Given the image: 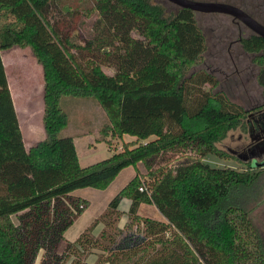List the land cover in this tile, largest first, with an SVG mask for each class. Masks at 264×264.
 Listing matches in <instances>:
<instances>
[{
    "label": "trees",
    "instance_id": "trees-1",
    "mask_svg": "<svg viewBox=\"0 0 264 264\" xmlns=\"http://www.w3.org/2000/svg\"><path fill=\"white\" fill-rule=\"evenodd\" d=\"M54 1L0 0V264H36L41 253L40 264H91L92 254L95 264H264V238L248 208L264 166L218 147L230 131H249L250 113L215 91L214 74L195 70L207 51L197 12L178 7L165 16L152 0H96L107 20L79 44L53 18ZM240 45L260 68L264 97V38L241 36ZM13 47L30 48L43 68L46 137L28 149L2 57ZM64 96L96 100L109 120L104 135L135 140L82 167L74 139L60 135L69 123ZM174 151L192 160L154 168L156 158ZM210 156L246 166H212L204 160ZM129 166L136 175L99 219L106 228L95 237L96 221L67 240L88 203L72 193L105 190ZM124 198L131 205L121 230ZM142 203L165 220L139 216Z\"/></svg>",
    "mask_w": 264,
    "mask_h": 264
},
{
    "label": "rangeland",
    "instance_id": "rangeland-1",
    "mask_svg": "<svg viewBox=\"0 0 264 264\" xmlns=\"http://www.w3.org/2000/svg\"><path fill=\"white\" fill-rule=\"evenodd\" d=\"M152 1L165 8V16H169L178 9V6L169 0ZM197 1L235 5L264 25V0ZM96 2V0H55L51 6V12L53 18L59 20L62 26L70 27L71 36L77 43L84 44L87 39L97 33L96 29L102 27L105 24L104 21L107 20L97 8ZM196 16L198 25L206 37L207 51L203 56L202 63L195 70H206L214 74L220 82L215 91H223L231 101L242 106L249 113L264 108L262 87L258 83L260 68L253 63V55L244 52L238 41L240 36L253 35V30L233 16L224 13L198 12ZM132 35L136 38L141 37L136 29L132 31ZM2 54L25 144L26 146L35 145L37 141L46 137L43 127V68L37 62L30 48L13 47ZM103 69L108 74L115 72L114 68L104 67ZM61 106L69 116V123L60 135L62 137L70 136L76 142L78 141V157L82 167L109 158L122 150L125 140H130L127 136L121 138L110 133L104 135L102 129L109 120L102 107L92 98L64 96ZM251 144L249 132L237 129L230 131L228 137L219 143L218 147L236 155ZM191 160V156L174 151L161 158H156L153 164L154 168L161 167L168 170ZM204 160L216 167L242 168L246 166L245 163L235 159L222 160L210 156ZM134 176L135 168L129 166L122 170L116 181L105 190L94 188L75 190L74 196H81L87 199L88 203L82 214L65 232V238L75 241L91 224L96 215L99 214V217L105 213L109 202ZM150 182L151 179L147 177L145 185L148 186ZM250 198L252 200H250L248 208L252 209L251 216L264 238V176L253 186ZM143 209L144 215L162 219L154 207L145 206ZM14 220L17 222L16 217ZM41 256L42 253L36 264H40ZM90 261L95 264L97 260L91 257Z\"/></svg>",
    "mask_w": 264,
    "mask_h": 264
},
{
    "label": "water",
    "instance_id": "water-1",
    "mask_svg": "<svg viewBox=\"0 0 264 264\" xmlns=\"http://www.w3.org/2000/svg\"><path fill=\"white\" fill-rule=\"evenodd\" d=\"M175 3L179 8H189L195 12L202 13H224L233 16L235 19L243 22L251 30L254 35L264 38V25L245 12L243 9L228 3L222 2H208L197 0H169ZM252 115L249 116L251 118ZM248 118L247 123L249 125V136L253 145L248 149V155L237 157L243 162L251 161L254 166L264 165V139H256L253 137V124L252 120Z\"/></svg>",
    "mask_w": 264,
    "mask_h": 264
},
{
    "label": "crops",
    "instance_id": "crops-1",
    "mask_svg": "<svg viewBox=\"0 0 264 264\" xmlns=\"http://www.w3.org/2000/svg\"><path fill=\"white\" fill-rule=\"evenodd\" d=\"M2 57H3V54H2ZM17 115H18V111H17ZM18 119H19V115H18ZM20 127H22L21 126V124H20ZM44 127V126H43ZM22 130V129H21ZM23 134V133H22ZM124 136H127V137H129L130 138V140L129 141H133V140H135V139H132V138H134V137H131V136H129V135H124ZM123 136V137H124ZM132 139V140H131ZM129 141H126L125 140V142H129ZM38 142V141H37ZM36 142V143H37ZM74 142H75V145H76V149H77V154H78V141L76 142V140H74ZM24 143H26L25 142V140H24ZM25 146H26V144H25ZM31 146H33V145H30V146H26V148L28 149V148H30ZM144 166V167H143ZM138 168L140 169V171L143 173V174H146L147 173V169L145 168V165L143 164V163H138ZM135 175H136V172H135ZM120 176V174L118 175V177ZM117 177V178H118ZM133 178V177H132ZM131 178V179H132ZM130 179V180H131ZM115 181H116V179H115ZM125 182V181H124ZM72 195L74 196V194L72 193ZM77 197H80V198H82V199H85V198H83V197H81V196H78L77 195ZM85 200H87V199H85ZM130 205H131V201L129 200V199H127V198H124L122 201H121V203L119 204V207H118V211L120 212V214H121V217L118 219V221H117V227L119 228V229H123L124 228V226H125V224L127 223V221H128V219H129V208H130ZM108 206H109V204H108ZM108 206H107V208H106V211H107V209H108ZM145 206H149V207H154V209H156L158 212H159V210L157 209V207L155 206V205H153V204H146V203H142L141 205H140V207H139V211H138V214H139V216H141V217H149V218H152V219H156V220H165V218L163 217V215L160 213V215L162 216V219L161 218H156V217H152V216H149V215H144L143 214V208L145 207ZM105 211V212H106ZM99 215V214H98ZM98 215H96L95 216V218H94V220L91 222V224L85 229V230H87L90 226H92L96 221H98L95 225V227H94V230H93V235L95 236V237H98L99 235H100V233L106 228V225H105V223H103L102 221H99V219L101 218V216H103V214L101 215V216H99L98 217ZM124 219H126V220H124ZM125 221V222H124ZM124 223V224H123ZM84 232V231H83ZM82 232V233H83ZM81 233V234H82ZM91 257H93V258H95V260H97V255L96 254H92V255H90L89 256V258H88V261L91 263V264H93L91 261H90V259H91Z\"/></svg>",
    "mask_w": 264,
    "mask_h": 264
},
{
    "label": "flooded vegetation",
    "instance_id": "flooded-vegetation-1",
    "mask_svg": "<svg viewBox=\"0 0 264 264\" xmlns=\"http://www.w3.org/2000/svg\"><path fill=\"white\" fill-rule=\"evenodd\" d=\"M254 35V34H253ZM241 36L239 37V42H240ZM252 115V124L254 127L253 128V137L256 139H264V108L259 109L258 111L256 110L255 112L250 113ZM249 115V116H250ZM252 143V142H251ZM253 145V143L251 144ZM249 145L248 147L244 148L242 152L236 153V155H241L242 157H245L248 155V149L251 147Z\"/></svg>",
    "mask_w": 264,
    "mask_h": 264
},
{
    "label": "built area",
    "instance_id": "built-area-1",
    "mask_svg": "<svg viewBox=\"0 0 264 264\" xmlns=\"http://www.w3.org/2000/svg\"><path fill=\"white\" fill-rule=\"evenodd\" d=\"M144 190H145V187L142 186V187L140 188V191H144ZM167 235H169V233H167Z\"/></svg>",
    "mask_w": 264,
    "mask_h": 264
}]
</instances>
